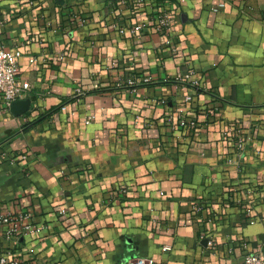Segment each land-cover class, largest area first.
<instances>
[{"label":"crops","instance_id":"1","mask_svg":"<svg viewBox=\"0 0 264 264\" xmlns=\"http://www.w3.org/2000/svg\"><path fill=\"white\" fill-rule=\"evenodd\" d=\"M149 2L173 5L169 35L149 6L0 0V45L22 51L32 101L17 116L0 100V213L29 211L36 227L16 239L0 222V255L239 264L264 252V0ZM139 23V38L121 31Z\"/></svg>","mask_w":264,"mask_h":264},{"label":"built area","instance_id":"2","mask_svg":"<svg viewBox=\"0 0 264 264\" xmlns=\"http://www.w3.org/2000/svg\"><path fill=\"white\" fill-rule=\"evenodd\" d=\"M122 9L129 8L135 12L137 10H145L148 6L154 11L151 15L152 26L162 33L169 35L171 27L175 24L176 14L173 11V5H156L150 3L149 0H118ZM225 2L221 1L219 6H224ZM145 29L144 23H139L130 28H122L121 31L130 30L138 38L141 37ZM166 43L174 44L172 36H168ZM22 55L21 50H10L0 45V100L5 106L10 107L12 101L23 98L27 91L30 90L31 84L28 80L22 79L18 75V58ZM190 75H187L189 77ZM133 82V81H131ZM198 84V82H196ZM186 101L191 99L187 95ZM90 117L86 122H90ZM185 123V122H184ZM193 124V121L190 122ZM248 148V138L240 135L236 138L234 156L240 155ZM26 158V155L23 156ZM124 191V190H122ZM65 212V210H62ZM32 213L24 211L18 216H12L10 213H0V222L10 223L8 230L9 235L19 239L20 237L34 233L36 227L31 221ZM212 244V241H209ZM0 264H23L14 250H7L0 255ZM128 264H154L152 257H133ZM239 264H264V252L262 250L249 251L243 255Z\"/></svg>","mask_w":264,"mask_h":264},{"label":"water","instance_id":"3","mask_svg":"<svg viewBox=\"0 0 264 264\" xmlns=\"http://www.w3.org/2000/svg\"><path fill=\"white\" fill-rule=\"evenodd\" d=\"M31 102L30 98L14 100L10 105L11 112L17 116L21 115L30 110Z\"/></svg>","mask_w":264,"mask_h":264}]
</instances>
